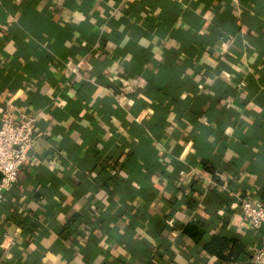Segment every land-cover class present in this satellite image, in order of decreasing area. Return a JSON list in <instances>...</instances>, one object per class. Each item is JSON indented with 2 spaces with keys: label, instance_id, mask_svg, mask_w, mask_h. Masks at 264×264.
<instances>
[{
  "label": "crops",
  "instance_id": "0c3cea01",
  "mask_svg": "<svg viewBox=\"0 0 264 264\" xmlns=\"http://www.w3.org/2000/svg\"><path fill=\"white\" fill-rule=\"evenodd\" d=\"M23 115L0 264H256L264 0H0V124Z\"/></svg>",
  "mask_w": 264,
  "mask_h": 264
},
{
  "label": "built area",
  "instance_id": "2783aa9c",
  "mask_svg": "<svg viewBox=\"0 0 264 264\" xmlns=\"http://www.w3.org/2000/svg\"><path fill=\"white\" fill-rule=\"evenodd\" d=\"M35 122V117L23 115L18 121L7 117L0 124V201L19 179L35 138ZM240 207L251 225L262 232V245L256 253V264H264V203L252 198H240Z\"/></svg>",
  "mask_w": 264,
  "mask_h": 264
},
{
  "label": "trees",
  "instance_id": "16d2710c",
  "mask_svg": "<svg viewBox=\"0 0 264 264\" xmlns=\"http://www.w3.org/2000/svg\"><path fill=\"white\" fill-rule=\"evenodd\" d=\"M185 231L192 235L197 242H202L204 230L199 226L187 225ZM204 249L212 255L226 262H233L239 259L245 250V243L234 237L214 236L210 241L204 243Z\"/></svg>",
  "mask_w": 264,
  "mask_h": 264
},
{
  "label": "water",
  "instance_id": "95a60500",
  "mask_svg": "<svg viewBox=\"0 0 264 264\" xmlns=\"http://www.w3.org/2000/svg\"><path fill=\"white\" fill-rule=\"evenodd\" d=\"M0 177H2V175H0Z\"/></svg>",
  "mask_w": 264,
  "mask_h": 264
}]
</instances>
